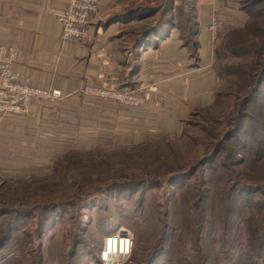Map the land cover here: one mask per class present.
<instances>
[{"label": "rangeland", "instance_id": "374dc122", "mask_svg": "<svg viewBox=\"0 0 264 264\" xmlns=\"http://www.w3.org/2000/svg\"><path fill=\"white\" fill-rule=\"evenodd\" d=\"M231 1H235L244 17L225 16L216 45L228 43L231 30H240L243 34L237 44L238 54L216 56L214 100L204 109L192 112L181 131L153 139L147 149L100 146L94 155L67 150L45 172L0 181V208L24 217L16 222L19 226L12 231L11 241L0 251V264L6 262L5 253L16 256L13 262L21 264L19 252L25 249L34 254V263L43 254L44 264H99L89 253L95 256L105 232L119 230L128 231L134 240L125 264H228L223 263L219 253L224 245L219 243L220 232L226 230L230 218L237 219L244 198L264 196L227 184L221 168V162L227 163L233 171L229 173L240 178L239 174L247 169L231 162L243 157H255L259 164L264 162V121L260 117L264 115V83L252 91L249 83L239 90L235 82V77L249 73L255 50L260 56L264 52V18L258 15L250 19L248 31L244 27L248 14L261 10L264 0L255 4L259 0ZM162 2L167 9V0H142L137 4L157 10ZM194 2L174 0V15L178 6L192 23ZM141 14L117 20L120 25L116 35L125 46L131 45L133 32L160 15L145 18ZM181 23V33L191 38L192 25L188 26L184 19ZM251 134L256 141L253 146L249 141ZM211 152L215 153L214 159L193 174L169 181L171 174L187 170ZM260 170L259 178H254L255 171L249 174L264 187L263 165ZM155 179L161 182L160 186L148 184ZM8 218V214L0 215V235L6 232ZM39 227L45 234H32V243H25V234Z\"/></svg>", "mask_w": 264, "mask_h": 264}, {"label": "crops", "instance_id": "0c3cea01", "mask_svg": "<svg viewBox=\"0 0 264 264\" xmlns=\"http://www.w3.org/2000/svg\"><path fill=\"white\" fill-rule=\"evenodd\" d=\"M140 1L98 0V13L87 24L90 39L83 41L60 38L55 16L67 0H0V44L17 48L20 78L62 94L53 103L31 101L24 115L0 117V181L45 172L67 150L135 145L176 134L192 112L213 102L218 35L212 38L209 25L227 15L243 16L235 1L195 0L194 57L174 26L135 54L122 44L117 20ZM109 82L142 87L147 104L129 108L80 92L85 84Z\"/></svg>", "mask_w": 264, "mask_h": 264}, {"label": "trees", "instance_id": "16d2710c", "mask_svg": "<svg viewBox=\"0 0 264 264\" xmlns=\"http://www.w3.org/2000/svg\"><path fill=\"white\" fill-rule=\"evenodd\" d=\"M167 1H168L167 9L163 7L165 2H162V6L159 7V9L157 10L149 8L147 6L137 5L135 8L132 9L131 12H129L125 16H122L123 18L130 17V16L134 17L135 15L142 13L145 15V18H146V17H153L157 13H160L158 19L149 23L147 26H144V28L133 32L131 45L129 47L133 51L134 54L137 53V51L140 49V47L143 44L150 43L153 39H155V36L158 33L162 32V30H164L166 27L174 26L178 29L179 36L182 39L183 44L188 47L190 56L194 57L197 46H198L197 39H196L197 27H196L195 16L194 14L192 15V19H194V21L191 23L190 17L186 15V12H184L185 10L179 8L178 6L176 7L177 15L175 16L173 12L175 10L174 0H167ZM261 1L263 0L254 1L253 3L255 4ZM241 9L244 10L245 8H241ZM263 9L264 7L261 10L257 9L259 11L258 12L256 11L253 15H250L248 14V12H246L248 14V17L250 16L249 21L247 20L248 22H246V24L244 25L247 31L251 28L250 19H255L256 17H258V15L264 18ZM181 19L186 20V22L188 23L187 24L188 26L192 25L193 30H192L191 38L181 33V27H180L182 25ZM184 25H186V23ZM229 33H230V36L228 37V43H224L223 45H220L218 47L216 46L217 48L215 49V52H216L217 57H221L222 55L228 56L232 54L233 55L238 54L237 50H239V47H237V44L239 40L242 38L243 33L240 30H234V29L231 30ZM263 51H264V47H263ZM252 56L254 58L251 59L250 65L248 67L249 73H246L245 76L243 77H238V76L235 77V82L236 84L239 85V90L241 89L243 85L249 83L251 86V90L257 91L260 88L261 84L264 83V52L262 56H260L258 55V52L255 50ZM214 69H216V63H215ZM234 70L236 69L234 68ZM134 86L135 85L133 84L132 87H129V86H125V87L133 88ZM120 88H124V87L120 86ZM244 90H242V92H244ZM235 92H237V90H235ZM238 97H241L240 94L238 95ZM257 104L261 105L259 103ZM261 107H264V101ZM200 109H204V108H200ZM260 117L262 121H264V115H260ZM230 136L231 134H228L227 138H229ZM252 136H254V134H251L249 141H250V144L253 146V143L256 141L252 139ZM163 137H166V136H163ZM152 140L153 139L145 141V142H141L139 144L130 145V146L145 147L147 149L152 144L151 142ZM96 150L97 148L94 150H86V151L75 150V151L76 153H80V154L87 153L89 155L93 153L94 155L95 154L94 151ZM69 151L71 152L73 150H69ZM214 154L215 153L211 152L210 154L203 155L193 166L189 167L187 170L181 169L171 174L169 181L173 182L179 178H183V177L193 174L199 166H202L206 164L207 162H209L210 160H213L215 157ZM64 156L65 154L60 155L58 158H56L54 163ZM231 163H233V165L242 166L243 169L246 168L247 171L240 173L239 174L240 178H235L233 175L229 173V171L231 173H233V171L229 170L228 164L221 162V168L224 169V174H225L224 177H225V182L227 184L233 185L235 188L241 189L244 191H251L253 193L264 194L263 192L264 187L260 186V182L253 181L254 178H259L258 177L259 171H261L260 166L263 165V168H264V162L263 164H259V161L255 162V157H243L242 160H238L237 162H231ZM251 171H255L254 178H251V175L249 174ZM160 183L161 182H159V180L157 179L151 180L150 182H148V184L153 187L160 186ZM3 208L4 207L0 208V215L8 214L9 218L7 222L6 232H4L3 235L2 234L0 235V251L3 250L5 246L8 245V243L11 241V234L13 233L12 231L17 229L18 223L16 225V222L18 221L20 223V220L23 217L22 213L21 214H15V213L9 214L7 209H3ZM236 216H237V219L232 220V218H230L228 222L226 223L227 224L226 230H222L220 232L221 234H220L219 243H222L224 245L222 246V250L219 253L222 256L223 263L225 261V263L227 262L228 264H264V196H263V199L261 197L244 198L241 201V205H240L239 210L237 211ZM54 224L55 222L51 223V226H54ZM106 233L107 232H105V234L103 235V238L104 236L107 235ZM32 234H34V236L36 237L37 236L42 237L45 234V230L42 227H39V228H36L32 233L30 232L26 233L25 243H27L28 245L31 244L34 239ZM102 242H103V239H102ZM102 242L95 256L94 254L89 253L90 255H92L93 259L99 264H101L99 260V251H100ZM161 253L163 252L160 251V254ZM9 254L11 253L4 254L3 260L6 259L5 264H15L13 261L15 260L16 256L9 255ZM19 254L21 256V264H44L45 263L44 262L45 258L43 257V254L42 255L39 254L37 262L34 263L33 260H31L34 254L31 253L29 249H25L24 251L20 250ZM218 257H219V254H218ZM153 258H151L150 261H152ZM16 262H18L17 259H16Z\"/></svg>", "mask_w": 264, "mask_h": 264}, {"label": "built area", "instance_id": "2783aa9c", "mask_svg": "<svg viewBox=\"0 0 264 264\" xmlns=\"http://www.w3.org/2000/svg\"><path fill=\"white\" fill-rule=\"evenodd\" d=\"M98 13V0H67L55 20L60 26L63 40L90 39L88 22ZM221 23L213 20L209 25L212 38H216ZM18 50L13 45L0 44V117L5 115H24L31 101L56 102L62 94L58 89L30 84L20 78L14 67ZM84 96L109 100L129 108H141L147 104L142 87L119 88L113 83L85 84L80 89ZM134 240L126 230H119L104 236L99 260L101 264H125L132 254Z\"/></svg>", "mask_w": 264, "mask_h": 264}]
</instances>
